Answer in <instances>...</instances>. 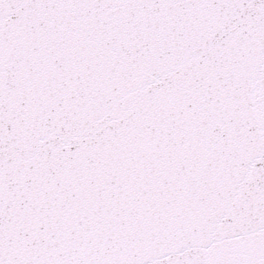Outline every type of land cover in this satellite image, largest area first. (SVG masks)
I'll return each mask as SVG.
<instances>
[{
	"label": "snow or ice",
	"instance_id": "obj_1",
	"mask_svg": "<svg viewBox=\"0 0 264 264\" xmlns=\"http://www.w3.org/2000/svg\"><path fill=\"white\" fill-rule=\"evenodd\" d=\"M0 264H264V0H0Z\"/></svg>",
	"mask_w": 264,
	"mask_h": 264
}]
</instances>
